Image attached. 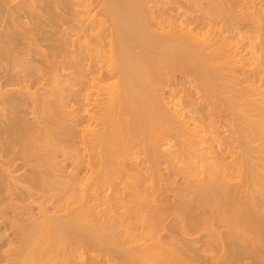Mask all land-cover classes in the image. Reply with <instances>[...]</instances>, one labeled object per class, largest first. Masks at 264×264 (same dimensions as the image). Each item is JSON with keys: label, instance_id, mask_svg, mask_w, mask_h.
Here are the masks:
<instances>
[{"label": "bare ground", "instance_id": "1", "mask_svg": "<svg viewBox=\"0 0 264 264\" xmlns=\"http://www.w3.org/2000/svg\"><path fill=\"white\" fill-rule=\"evenodd\" d=\"M263 82L264 0H0V264H264Z\"/></svg>", "mask_w": 264, "mask_h": 264}, {"label": "rangeland", "instance_id": "2", "mask_svg": "<svg viewBox=\"0 0 264 264\" xmlns=\"http://www.w3.org/2000/svg\"><path fill=\"white\" fill-rule=\"evenodd\" d=\"M165 5H166V4H165ZM165 5H164V7H167V6H165ZM168 5H169V4H168ZM170 5H171V4H170ZM173 13H174V12H173ZM244 40H245V41H243V42H247V38L244 39ZM241 42H242V40H241ZM241 42H240V43L237 42V46H239L240 44H243V42H242V43H241ZM245 45H246V44H245ZM240 47H242V45H241ZM248 47H249V45H248ZM245 48H247V47H245ZM239 49H241V48H239ZM254 64H255V63H251V64H249L248 66L244 65V66H245L244 68H245V69L248 68V67L250 68V67H251L250 65H252V67H253ZM241 67H242V66H241ZM238 69H240V66L238 67ZM240 70H241V69H240ZM61 72H63V71H61ZM237 72H238V71H237ZM243 73H244V72H243ZM239 74H240V73H239ZM177 76H179L178 73H177L176 77H177ZM240 76H243V74H242V75L240 74ZM171 80H172L171 83L173 84V83H174V82H173L174 78H172ZM172 84H171V85H172ZM261 84H262V85H261ZM261 84H260L261 86L258 85V88H257V90H256V91H258V90H259V91L256 92L255 95L253 94L255 97H260V96H263V97H264V82L261 83ZM260 89H261V90H260ZM258 93H259V94H258ZM256 94H257V95H256ZM253 95H252V96H253ZM213 97H214V96H213ZM213 97H212V98H213ZM215 97H216V96H215ZM215 97H214V98H215ZM214 98H213V99H214ZM218 99H219V98L217 97V100H218ZM217 102H218V101H217ZM218 109H219V107H218ZM215 110H216V109H215ZM215 110L213 109V111H215ZM221 112H222V113L224 112V113H223L224 116H223L222 114H221V115H222V117L225 118V117L227 116V115L225 114V111H221ZM221 112H219V114H218V112L215 113V114H216V115H215V119L217 118V121L215 120V121L213 122V126L216 125V124L218 125V123H220V122H221L220 124H224V125H220V124H219V125H220V126L218 125L219 128H218L217 126H215V127H217L216 129H215V127H214L215 130L212 129V128H213V126H212V127L208 128V130H205V132L207 131L206 134H205V132L203 131V132H204L203 134H205L206 136H207V135L209 136V137H208V141H210V143H209L208 141H206V143H205L204 145H206V144H213V143L211 142L212 139H211L210 137H212V135H214V134H217V135L220 134V135H218V137L220 138V140L223 139L224 141H226L228 135L231 134L232 132H234V133H232L231 135H232V136L235 135L234 138H236V139H235L236 141H234V144H237V142H238L237 137H238V136L236 135V133L238 134L239 132H238L237 130H236V131H237V132H236V131L234 130V128H233V124L235 123V121L237 122V119H233V120H235L234 123H233V121L230 123V121L232 120V118H234V114H232V118L230 119L231 113L228 114V112H226L229 116H228L227 118H225V121L227 122V121L229 120V122H227V123H229L230 125H229V124H226L225 121H221V120H223V118L221 119V115H220ZM219 115H220V116H219ZM217 116H218V117H217ZM235 117H236V116H235ZM219 118H220V119H219ZM226 119H227V120H226ZM218 120H220V121L218 122ZM222 122H223V123H222ZM224 122H225V123H224ZM214 123H215V124H214ZM232 123H233V124H232ZM227 125H228V127H227ZM230 126H231V127H230ZM225 128H226V129H225ZM228 128H230V129H228ZM218 129H219V132H216V131H218ZM231 129H233V131H232ZM229 130H230V131H229ZM209 131L211 132V136H210V134H208V133H210ZM213 131H214V134H212ZM227 131H228L229 133H228ZM215 132H216V133H215ZM220 132H222V133H220ZM226 132H227V133H226ZM235 132H236V133H235ZM201 134H202V132H201ZM226 134H227V135H226ZM233 134H234V135H233ZM231 135H229V136H231ZM215 136H216V135H215ZM221 136H222V139H221ZM224 136H225V137H224ZM240 140H241V139H240ZM253 140H254V142H252V140L249 142V143H250L249 146H250L251 143H252V145H251V150H252V151L250 150V152H251L252 155H251V154H250V155H251V157H252V156L255 157V155H258L259 157L256 156L255 159H254V161H255V163H257V162H258V163H259V162L261 163V162L264 161V158H263L264 156H262L264 153L262 152V150L259 151V149H263V147L260 146V145H261V142L264 141V140H263V139H259V140H258V139H257V140H256V139H253ZM207 142H208V143H207ZM213 142H214V141H213ZM226 142H227V141H226ZM226 142H225V143H226ZM225 143L223 144V146H226ZM256 143H257V145H256ZM258 143H260V144H258ZM254 144H255L256 146H255ZM253 145H254L255 147H254ZM199 146H200V145H198L197 147H199ZM258 146H259V147H258ZM200 147H201V146H200ZM200 147H199V148H200ZM236 147H237V148H235V149H237V150L235 151V153H236V155H237L238 153L242 152V150L238 149V147L241 148V145H240V146L238 145V146H236ZM252 147L255 149L254 151H253ZM256 147H258L257 150H256ZM200 149H201V148H200ZM200 149H198V151H202V149H201V150H200ZM241 149H242V148H241ZM238 150H239V151H238ZM198 151H196V152H198ZM261 152H262V153H261ZM240 154H241V153H240ZM240 154H238L237 157H241L243 153H242L241 155H240ZM253 154H254V155H253ZM261 154H262V155H261ZM243 155H245V154H243ZM229 156H231V155L229 154ZM233 157H235V156H233ZM233 157L231 156V158H233ZM253 157H252V159H253ZM261 157H262V158H261ZM228 158H229V157H228ZM229 159H230V158H229ZM229 159H228V160H229ZM234 159H235V158H234ZM237 159H238V158H237ZM252 159H251V160H252ZM252 161H253V160H252ZM254 161H253V165H254L255 167H257V164H258V163H257V164H254ZM256 161H257V162H256ZM161 163H162V164L160 165V167H161V168H160V169H161V172H160V173L163 172V174H164V172L166 173V172L169 171V170H168V167L171 168V166H168V167H167V166H166L167 164L165 165V163H163V162H161ZM179 163H180V162H179ZM179 163H178V164H179ZM176 165H177V164H176ZM183 165H184V164H183ZM262 168H263V167H262ZM262 168H260V169H262ZM262 170H263V169H262ZM163 174H162V177H163ZM164 175H165V174H164ZM166 175H167V173H166ZM165 177H166V176H165ZM171 177H172V176H171ZM163 178H164V177H163ZM165 179H166V178H164L163 182H162L161 179H159V180H160L162 183H164V182H168V181L171 180V179H170V180L168 179V181H165ZM166 180H167V179H166ZM155 181H156V180H155ZM160 181H159V183H161ZM157 183H158V181H157ZM164 185H165V183H164ZM168 192H169V191H168ZM168 192H167V193H168ZM106 193H107V192H106ZM108 193H110V192H108ZM169 193H170V192H169ZM118 211H119V209H118ZM138 222H139V220H138ZM138 222H137V223H138ZM140 223H141V222H140ZM203 223H205V222H204V221H200L199 224L197 225V226H198L197 228H198V232H199V233H203V232H205L206 229H207V228H206L207 225H204ZM138 224H139V223H138ZM202 224H203V226H202ZM205 224H206V223H205ZM135 226L137 227V225H135ZM205 226H206V227H205ZM138 229H140V227H138ZM204 230H205V231H204ZM198 232H197V233H198ZM72 244H73V243H72ZM72 244H71V245H72ZM74 244H75V243H74ZM76 244H77V243H76ZM79 244H80V243H79ZM79 244H77V245H79ZM77 245H75L76 247H75L74 245L71 246V247L74 246V248H76V249L78 248V250H74L75 252L72 253V254H75L74 257H77L78 255H80V253H82L81 256L85 257V258H86V261H87V258L92 257V256H94V255L97 254V253H96L97 251L93 250V248H92V249H89L90 247H87L86 245H82V244H80V248H81L82 250H83V248H85V253H84V251H82V250L79 248V246H77ZM81 246H82V247H81ZM74 248H73V249H74ZM86 248H87V249H86ZM73 249L70 248V250H73ZM79 249H80L81 252L79 251ZM92 250H93V251H92ZM86 251H87V252H86ZM71 252H73V251H71ZM98 252H99V250H98ZM100 252H101V253H100ZM100 252H99V253H100L101 255H100V254H97L98 256L100 255L99 258H101L102 253H103L102 251H100ZM208 252H209V251H208ZM76 253H77V254H76ZM89 253H90V254H89ZM72 254H71V258L73 257ZM83 254H84V255H83ZM91 254H92V256H91ZM97 255H96V258H98ZM81 256H80V257H77V258H72V259L74 260V264L79 263V262H80L79 264H82V263L85 264V263L83 262V261H84V260H83V257H81ZM86 256H87V257H86ZM88 256H89V257H88ZM102 257H105V255L102 256ZM79 258H80V259H79ZM89 259H90V258H89ZM102 259H103V258H102ZM82 260H83V261H82ZM76 261H77V262H76ZM86 261H85V262H86ZM87 262H88V261H87ZM87 262H86V264H90V263H87Z\"/></svg>", "mask_w": 264, "mask_h": 264}]
</instances>
